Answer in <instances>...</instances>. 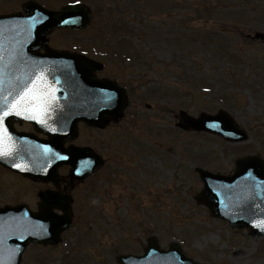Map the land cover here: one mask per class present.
I'll use <instances>...</instances> for the list:
<instances>
[{
    "label": "rangeland",
    "instance_id": "1",
    "mask_svg": "<svg viewBox=\"0 0 264 264\" xmlns=\"http://www.w3.org/2000/svg\"><path fill=\"white\" fill-rule=\"evenodd\" d=\"M86 4L94 11L86 35L96 46L134 47V67L113 61L105 73L128 86L133 105L106 131V177L66 241L50 250L30 246L21 264H116L119 254H140L149 237L164 249L179 244L202 264H264L263 237L231 230L193 199L202 187L197 168L230 176L235 159L264 158V44L253 37L264 34V0ZM219 110L245 141L176 127L179 111L197 118Z\"/></svg>",
    "mask_w": 264,
    "mask_h": 264
},
{
    "label": "water",
    "instance_id": "2",
    "mask_svg": "<svg viewBox=\"0 0 264 264\" xmlns=\"http://www.w3.org/2000/svg\"><path fill=\"white\" fill-rule=\"evenodd\" d=\"M69 9V12L68 9L58 13L47 12L43 19L8 17L3 21L5 30H35L44 35L57 27L80 29L89 23L90 12L87 8L74 5ZM255 38L264 43V34H255ZM68 61L74 68L36 69L26 76L43 79L42 84L29 85L28 102L33 101L34 104L40 100V104H54L48 109L57 114L42 118L49 120L47 126L42 128L49 136L48 141L37 145L38 142L27 135L21 140V147L14 149L19 153V158H9L7 154L0 158V164L17 169L35 181L51 180L53 170L62 164H70L73 167L72 175L76 178L85 177L97 169L99 162L96 161L90 171L88 166L85 167L89 164L88 158L96 159L92 154L87 156L86 150L77 148L65 151L62 142L76 136L77 122L103 128L110 122L120 120L127 106L125 93L115 82L94 79V73L100 70L98 64L77 57L71 60L73 63L70 59ZM5 87L4 84L3 99L6 98ZM105 97L111 99L106 100ZM180 115L183 124L178 127L185 131H203L232 142L246 139L244 133L236 129L233 121L222 111L216 116L202 113L197 119L183 112ZM38 130L41 131L40 128ZM0 137L3 138L5 152L6 138L1 128ZM81 158L87 159V163ZM49 166L53 168L47 174L45 169ZM197 173L203 183V189L194 198L198 205L205 206L212 217L227 221L232 228H246L253 237L264 236V160L258 157L238 159L235 161V172L229 177L200 169ZM69 224V217L62 219L50 212L32 214L22 207L0 209V239L3 240L0 244V259H3L4 264H19L21 254L29 243L56 244L60 233ZM13 250L15 254L10 255ZM118 263L199 264L186 258L177 245L173 244L164 252L151 241L143 256H120Z\"/></svg>",
    "mask_w": 264,
    "mask_h": 264
},
{
    "label": "flooded vegetation",
    "instance_id": "3",
    "mask_svg": "<svg viewBox=\"0 0 264 264\" xmlns=\"http://www.w3.org/2000/svg\"><path fill=\"white\" fill-rule=\"evenodd\" d=\"M74 4L87 5L86 0H0V20L8 15L43 19L47 12H58ZM91 25L92 22L88 28ZM88 28L83 30L53 29L44 35L35 30L11 31L0 29V55L3 56L2 64L5 66L6 98L4 100H12V96H9L8 92L15 87L16 77L22 80L31 79L32 83L29 85L42 84L43 79L26 78V76L32 74L33 70L36 69L74 68V65L68 61L69 59L70 61L73 60L74 57L101 63L103 70L95 74V78L100 80L107 77L105 75L107 63H113V61L119 60L118 58L124 59L120 60L121 63L124 62L133 66L131 65L134 63V56L131 55L134 53L133 46L117 47L116 51L115 47L96 46L90 36L86 35ZM71 63L73 62L71 61ZM127 78L131 79L129 76ZM130 82L133 81L130 80ZM130 82L127 80L129 85ZM120 86L123 87L124 85L120 84ZM130 87L132 88L131 85ZM12 95H15V91ZM17 104L19 106L7 104L9 113L5 116L3 125L0 126L5 132L6 154L9 158L12 156L19 158V153L14 149L21 147V140L27 135L34 138V141L48 140L49 136L44 133L42 128L47 126L49 120L43 119L44 122L41 126V117L45 118L57 114L48 109L54 105L53 103L44 102L40 104V100H37L33 104V101L29 103L26 98L24 103L20 104L17 101ZM34 116H38V118ZM27 117H31L33 120H28ZM78 129V138L75 140L67 138L62 142L63 148L90 147L100 157L101 167L85 179L74 180L70 176L72 168L68 165H60L53 170L51 180H37L35 182L24 178L17 171L0 166V170L6 174L2 178L6 181L7 191L1 194L5 205L11 207L24 205L31 212L45 211L58 216L71 213L74 219L75 214L83 207L85 198L91 190L100 188V182L105 179L107 171L106 158L103 154L106 148V129H92L84 123H79ZM92 133L96 135V138L93 139V142L86 141V139L93 138ZM52 168H50L51 172ZM17 187H22L23 193L15 194ZM68 233L69 230L62 235V241ZM49 248L52 247L45 249Z\"/></svg>",
    "mask_w": 264,
    "mask_h": 264
},
{
    "label": "snow or ice",
    "instance_id": "4",
    "mask_svg": "<svg viewBox=\"0 0 264 264\" xmlns=\"http://www.w3.org/2000/svg\"><path fill=\"white\" fill-rule=\"evenodd\" d=\"M35 22V19H34ZM3 56L0 55V126L3 125L5 116L9 113V108L7 107V104H14L16 106H19L17 104V101H19L20 104L24 103V100L27 98L26 94L30 93L29 84L32 83L31 79L29 80H22L19 77H16L17 83L15 87L8 92L9 96H12L11 101H5L2 98V93L4 91V84H5V66L2 64ZM18 89V91H17ZM15 91V95L13 96L12 93ZM106 100L111 99V97H105ZM32 101H29L31 103ZM6 155V153L3 151V138L0 137V158H3ZM62 159H66V157H61ZM23 238V236H21ZM3 243V240L0 239V244ZM15 250H13L10 255H14ZM0 264H4L3 259H0Z\"/></svg>",
    "mask_w": 264,
    "mask_h": 264
}]
</instances>
